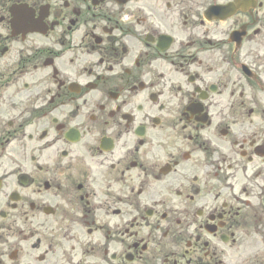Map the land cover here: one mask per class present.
I'll use <instances>...</instances> for the list:
<instances>
[{
    "label": "flooded vegetation",
    "instance_id": "flooded-vegetation-1",
    "mask_svg": "<svg viewBox=\"0 0 264 264\" xmlns=\"http://www.w3.org/2000/svg\"><path fill=\"white\" fill-rule=\"evenodd\" d=\"M0 264H264V0H0Z\"/></svg>",
    "mask_w": 264,
    "mask_h": 264
}]
</instances>
